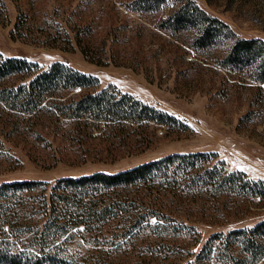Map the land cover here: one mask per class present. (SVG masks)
Listing matches in <instances>:
<instances>
[{"label":"rangeland","instance_id":"1","mask_svg":"<svg viewBox=\"0 0 264 264\" xmlns=\"http://www.w3.org/2000/svg\"><path fill=\"white\" fill-rule=\"evenodd\" d=\"M127 2L0 0V55L36 66L11 81H27L59 61L97 80L92 87L63 91L62 98L112 84L185 126L149 121L124 137L92 131L77 140L52 114H18L3 106L0 183L35 179L49 185L58 177L114 172L168 153L197 151L211 154L203 167L264 180V80L218 64L226 44L192 48L189 31L159 27L173 0L154 11L133 10ZM193 2L237 36L264 40V0ZM182 189L176 183L120 188L134 204L162 218L151 216L124 235L114 222L104 223L95 238L73 229L58 249L64 255L38 264H182L211 233L264 218V196L203 185Z\"/></svg>","mask_w":264,"mask_h":264},{"label":"trees","instance_id":"2","mask_svg":"<svg viewBox=\"0 0 264 264\" xmlns=\"http://www.w3.org/2000/svg\"><path fill=\"white\" fill-rule=\"evenodd\" d=\"M162 1L128 0L125 5L133 10L154 11ZM173 3L171 10L158 20L159 27L170 33L189 31L192 48L202 50L226 44L218 64L244 71L251 79L264 80V40L237 36L193 0ZM35 68L34 63L23 58L0 55V109L4 106L26 115L52 114L69 125L71 136L77 140L92 131L124 137L149 121L185 126L173 115L112 84L62 98L63 91L92 87L97 80L59 61L37 70L27 81H11L14 75L19 77ZM209 155L199 151L173 152L114 172L58 177L49 185L35 179L1 182L0 262L23 260L38 264L52 256L62 257L64 254L58 249L66 233L72 234L73 229L90 231L95 238L104 223L114 222L119 223L120 235H124L142 221L149 223L151 216L162 218L119 191L127 186L176 183L184 190L203 185L211 190L236 188L245 194L264 196V180L249 179L240 170L203 167L202 162ZM182 264H264V218L251 226L211 233Z\"/></svg>","mask_w":264,"mask_h":264}]
</instances>
